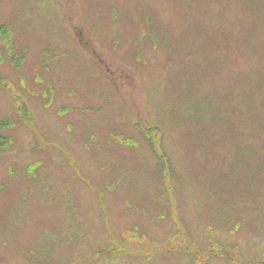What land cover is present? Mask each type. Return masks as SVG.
Here are the masks:
<instances>
[{"label": "rangeland", "instance_id": "374dc122", "mask_svg": "<svg viewBox=\"0 0 264 264\" xmlns=\"http://www.w3.org/2000/svg\"><path fill=\"white\" fill-rule=\"evenodd\" d=\"M1 27L0 264H264V0H0Z\"/></svg>", "mask_w": 264, "mask_h": 264}, {"label": "trees", "instance_id": "16d2710c", "mask_svg": "<svg viewBox=\"0 0 264 264\" xmlns=\"http://www.w3.org/2000/svg\"><path fill=\"white\" fill-rule=\"evenodd\" d=\"M5 29V27H1L0 28V37H4L2 35H7L8 31ZM11 124H9L7 121L5 123H0V130L5 128V127H9ZM1 137H0V149H5L7 148V143L5 141H1Z\"/></svg>", "mask_w": 264, "mask_h": 264}]
</instances>
